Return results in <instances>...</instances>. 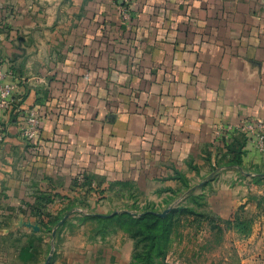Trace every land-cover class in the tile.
Listing matches in <instances>:
<instances>
[{"label":"crops","instance_id":"1","mask_svg":"<svg viewBox=\"0 0 264 264\" xmlns=\"http://www.w3.org/2000/svg\"><path fill=\"white\" fill-rule=\"evenodd\" d=\"M130 7L125 25L116 0H0L14 98L0 110V264H131L134 239L107 228L118 211L171 209L193 190L227 218L264 195V154L235 134V165L215 137L264 124V0ZM31 107L41 121L28 145L19 126ZM211 173L224 181L203 186ZM256 241L241 264H264Z\"/></svg>","mask_w":264,"mask_h":264},{"label":"rangeland","instance_id":"2","mask_svg":"<svg viewBox=\"0 0 264 264\" xmlns=\"http://www.w3.org/2000/svg\"><path fill=\"white\" fill-rule=\"evenodd\" d=\"M225 151L226 155L230 154L229 148ZM235 153H238L241 159L244 152L234 149V157ZM222 163L226 165L224 161ZM224 165L217 166L225 168ZM252 169L245 167V170ZM212 175L215 176L211 173V177L202 179L203 186H216L220 181H224L220 175L215 178H212ZM256 180L258 179H254V182ZM205 203V193L194 195L191 190L171 209H168L167 205H159L143 209L134 206L120 210L118 212L122 214L121 218L126 219L127 225H120L116 220L109 223L107 228H123L136 235V264H241V257L256 249L257 241L254 240L264 236V195H257L256 208L225 211L229 215L227 218L221 216L225 214L219 215L210 211ZM147 211L156 214L167 211V218L164 222L140 219ZM150 236L157 237L152 247Z\"/></svg>","mask_w":264,"mask_h":264},{"label":"built area","instance_id":"3","mask_svg":"<svg viewBox=\"0 0 264 264\" xmlns=\"http://www.w3.org/2000/svg\"><path fill=\"white\" fill-rule=\"evenodd\" d=\"M119 9L120 19L123 24L128 25L131 19V0H116ZM2 57L0 56V110L8 111L13 106V86L5 82L8 74L2 70ZM41 121L40 111L31 107L26 110L22 123L19 126V136L28 145L32 144L38 134ZM239 134L248 143H253L256 151L262 155L264 153V124L254 122L252 120H243L236 125H222L215 133L216 141L222 144V141H228L232 135ZM6 139V130L0 125V145ZM77 183L84 185L89 189L97 188V183L92 180H87L84 174H79L76 178Z\"/></svg>","mask_w":264,"mask_h":264},{"label":"trees","instance_id":"4","mask_svg":"<svg viewBox=\"0 0 264 264\" xmlns=\"http://www.w3.org/2000/svg\"><path fill=\"white\" fill-rule=\"evenodd\" d=\"M235 135V134H234ZM237 135H239V134H237ZM242 139H244V137L242 136V135H239ZM232 138H233V135L231 136V138L228 140V141H226V140H224V141H222V143H223V146H225V147H229V149H230V152H232L233 153V151H234V149L236 150H241L242 152H243V147H244V143H240L239 144V146H237V148H235V147H233V148H231L230 146H229V144H230V142L232 141ZM241 148V149H240ZM238 152V151H237ZM233 157H234V154H233ZM240 157H239V155H238V153L236 154L235 153V157H234V164L235 165H240V162H241V160L239 159ZM86 178V177H85ZM87 180H89L88 178H86ZM185 212H187V213H192V214H195L194 212H192V211H188V210H185ZM121 215L122 214H119V215H115L116 216V218H117V220L119 221V223H120V225H127V223H126V219H123V218H121ZM124 215V214H123ZM124 216H126V215H124ZM166 218H167V216H166V214L164 215V216H161L160 214H156V213H154V212H151V211H147V212H145V213H143L142 214V217L140 218V219H142V220H157V221H165L166 220ZM123 229V228H122ZM123 230H125L126 232H128V230L127 229H123ZM129 233V232H128ZM129 235L134 239V241H135V238H136V235L134 234V235H132L131 233H129ZM150 238V247H152L154 244H155V239L157 238L156 236H150L149 237ZM154 240V241H153ZM135 244H136V241H135ZM135 247V246H134ZM131 264H136V258L134 257V253H133V257H132V262H131Z\"/></svg>","mask_w":264,"mask_h":264},{"label":"water","instance_id":"5","mask_svg":"<svg viewBox=\"0 0 264 264\" xmlns=\"http://www.w3.org/2000/svg\"><path fill=\"white\" fill-rule=\"evenodd\" d=\"M168 211V210H167ZM167 211H165L164 213H162V214H160L161 216H164L166 213H167Z\"/></svg>","mask_w":264,"mask_h":264}]
</instances>
